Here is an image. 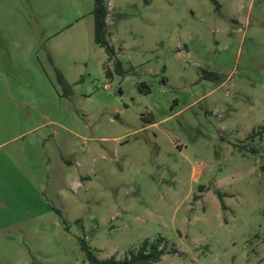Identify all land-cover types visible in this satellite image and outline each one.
<instances>
[{"label": "rangeland", "instance_id": "374dc122", "mask_svg": "<svg viewBox=\"0 0 264 264\" xmlns=\"http://www.w3.org/2000/svg\"><path fill=\"white\" fill-rule=\"evenodd\" d=\"M93 7L0 0V264H264V0Z\"/></svg>", "mask_w": 264, "mask_h": 264}, {"label": "trees", "instance_id": "16d2710c", "mask_svg": "<svg viewBox=\"0 0 264 264\" xmlns=\"http://www.w3.org/2000/svg\"><path fill=\"white\" fill-rule=\"evenodd\" d=\"M94 7L92 11L94 28V42L105 51L108 62H114V73L118 76H123V69L121 63L116 59L115 52L113 48L109 45L106 36H107V16H108V0H93ZM106 75L111 77L112 72L109 68H105ZM61 82L68 87L62 78ZM255 138H264V127L260 128L259 131H253L252 134L248 137L251 141H254ZM253 152L254 149H252ZM218 198L222 202V196L218 195ZM223 207V205H222ZM160 239L149 242L145 240L137 248V250L129 251L127 257L122 260H115L111 257L105 260H99L92 253L91 249L88 247L85 241H82V249L85 252L88 264H157L161 261L162 257L167 254L166 246H161Z\"/></svg>", "mask_w": 264, "mask_h": 264}]
</instances>
